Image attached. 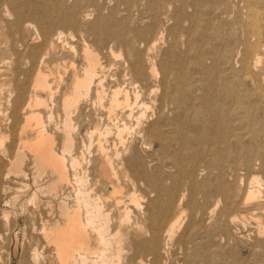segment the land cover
<instances>
[{"label": "rangeland", "instance_id": "obj_1", "mask_svg": "<svg viewBox=\"0 0 264 264\" xmlns=\"http://www.w3.org/2000/svg\"><path fill=\"white\" fill-rule=\"evenodd\" d=\"M59 31L76 49L58 45L47 57L49 67L60 63L64 81L70 63L80 65L86 42L99 53L105 85L119 81L133 100L137 91L133 113L140 102L147 104L137 124V114L123 117L130 130L117 157L123 163L120 179L128 176L120 181L123 200L135 188L144 209L157 194L154 213L163 223L180 216L170 240L157 241L160 263L264 264V236L251 218L264 213V184L259 200H243L245 191L257 188L252 176L264 183V0H0V110L5 113L0 120L8 135L0 151V264L9 256L10 264H30L23 236L35 210L21 206L29 191L15 189L20 181L6 171L20 147L32 62ZM57 91L55 106L49 100L47 109L33 106L43 118L54 111L52 119H44L49 131L61 125L56 115L62 89ZM78 108L72 135L88 142L99 110L93 104ZM30 160L26 154L24 182L32 188ZM230 215L237 220L230 223Z\"/></svg>", "mask_w": 264, "mask_h": 264}, {"label": "bare ground", "instance_id": "obj_2", "mask_svg": "<svg viewBox=\"0 0 264 264\" xmlns=\"http://www.w3.org/2000/svg\"><path fill=\"white\" fill-rule=\"evenodd\" d=\"M62 32L59 31L55 34L54 39L45 41L43 53L37 61L32 62L34 73L28 99L22 109L23 120L19 127L18 146L20 145V147L9 160L8 169L6 168V176L9 173L14 174V177L16 176L15 178L20 181L15 189L23 187L25 190L27 189L26 193L29 191L21 206L26 208L31 205L35 210L29 217L30 228L28 230L27 227L24 228L23 236L28 252L24 251L28 254L29 263L161 264L157 241L160 238L163 241L170 240L180 216L163 223L159 218L160 216L158 217L154 213L157 194L152 198H147L148 201L144 209V205L141 206L140 203V200L143 199L141 198L142 195L136 193L135 188L127 196V201L125 198L123 200L124 187H121L120 181L126 180L128 176L120 179L123 174L121 169L123 163L118 161L120 158L117 157L121 150V144H124L123 137L130 130L129 125L125 123L127 121H123V117L127 113L129 116L137 114L135 121L137 124L138 119L143 116V112L147 111V104L143 101L140 102L138 105L141 107L140 110L133 113L132 108L135 105L132 103L134 101L137 105L138 92H134L133 100L119 81H116L112 86L105 85V67L101 62L99 53L86 42L80 49V65L76 66L71 62L69 67L71 72L69 71L70 73L67 75L66 72L68 73V71H65L67 78L64 81L65 75L63 78L62 74L59 73L60 63L53 62L49 67L50 61L47 60L50 52L58 45L67 47L72 53L76 52L74 45L63 38L64 33ZM111 54L114 55V52L111 51ZM257 61L260 62V57L257 58ZM139 64V61L135 59L134 65L138 66ZM153 67L154 65L148 67V73L152 76L156 70ZM54 73L55 76H53ZM59 88L62 89V94L57 103L60 106L61 115L56 116H61V125H56V130L51 129L52 131H49L44 119H52L51 113L54 111L48 116L46 115L47 118H43L42 113L35 108L42 106V108L47 109V100L54 105L56 102L55 93L58 92ZM44 93L46 98L41 97ZM89 104H93L97 108L96 110H99V115L95 120H91L94 123L93 128L89 130V136H87L88 142L82 140L78 142L74 138L75 135H72V131H75L73 130L74 116L72 113L81 105L88 106ZM1 113L3 111L0 110V115H2ZM51 119L50 121H52ZM2 123L4 122L0 120V151L5 149L4 144L8 138L1 126ZM28 130L31 131L30 137L26 136ZM111 135L112 137H110ZM111 145H113L112 148H110ZM92 149H94L95 154L90 155ZM26 154H29L30 163L33 167L32 176H30L32 188L24 182L27 177L24 166ZM121 155H123L122 152ZM46 174L48 179L45 178L42 182V177ZM250 181L251 184H256L254 186L257 188L249 189L243 193L244 203L259 200L262 197L260 185L264 183L261 178L252 176ZM138 184L134 185L137 186ZM99 185L102 186L100 187L101 190L105 192H99ZM130 186V188L127 186L125 189L133 188L132 185ZM152 186V192H156L158 185L155 183V186L153 184ZM20 193L22 192L20 191ZM2 214L6 218L8 217L7 213L3 212ZM245 215L243 216L245 217ZM261 217H263V221L260 219ZM251 218L256 219L254 224L257 234L261 237L264 236V213L261 216L256 213L252 214ZM236 220L237 216L235 215L229 217L230 223ZM261 237L260 239H262ZM17 252L16 243L12 255L15 256ZM10 262L11 257L9 256L5 263L10 264Z\"/></svg>", "mask_w": 264, "mask_h": 264}]
</instances>
